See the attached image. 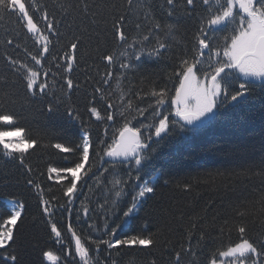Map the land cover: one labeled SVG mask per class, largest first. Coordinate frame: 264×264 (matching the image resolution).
I'll return each mask as SVG.
<instances>
[{"label":"trees","instance_id":"trees-1","mask_svg":"<svg viewBox=\"0 0 264 264\" xmlns=\"http://www.w3.org/2000/svg\"><path fill=\"white\" fill-rule=\"evenodd\" d=\"M36 2L41 9L47 8L50 19L56 18V31L49 33L46 22L41 19L42 12L29 9L51 40L50 55L45 54L42 68L34 65L24 51L27 48L38 55L41 46L23 27L17 14L8 13L0 20V112H12L18 117L14 126L0 125V129L22 127L27 136L38 140V144L25 153L23 164L17 158L18 154L5 156L0 146V211L6 209L7 197H16L26 205L14 246L18 249L20 264H48L42 257V251L48 249L60 255L64 264H82L75 253L74 238L68 231L69 223L86 241L94 264H177V251L181 252L178 264H208L213 253L218 256L220 251L239 242V225L247 227L245 238L264 241V85L261 81L251 86V95L235 111L225 113L221 109V115L207 128L194 132L173 128L163 139L153 135L151 141H145L149 143L145 154L151 158L145 162L140 180L135 179L137 166L134 161L114 163L104 155L105 150L118 140L119 130L125 122L141 128L142 139L154 132L146 127L157 119L150 107L154 105V99L147 95L152 89L167 90L169 103L160 111L168 115L170 121L178 119L173 115L174 105L170 103L179 86L174 73L181 59H192L195 55V36L207 15L199 0L195 10L184 6V0H178L171 17L166 0H133L131 7L126 0H87L102 6V18L108 20L107 25L102 22L93 25L89 18L82 17L77 8L81 0ZM25 3L30 4L31 0H25ZM61 5L72 7L65 12ZM148 8L154 21L151 17L144 18ZM118 13L127 15L128 42L134 36L146 34L152 23L159 21L162 27L158 35L168 44V50H162L159 58L144 56L139 62L133 59L131 62L135 67L122 69L120 64L129 62L122 53H131L133 49L114 36L112 17ZM169 23L177 25L174 38L165 35L168 31L165 25ZM137 24L141 25L139 29ZM230 31L229 27L210 33L216 38L214 44L221 45L223 36ZM74 35L81 36L82 42L72 72L66 73L60 57L67 51ZM8 40L12 43H7ZM155 44L152 38L147 42L148 47ZM109 54L116 58L111 65L103 59ZM9 56L40 71V82L46 79L50 86L46 94L37 92L33 95L26 89L23 73L15 71ZM53 56L57 59L53 60ZM48 69L49 74L45 77L43 72ZM108 72L112 77L105 83ZM198 75L202 76V73ZM68 76L75 85L71 90L66 88ZM118 78L125 91L123 104L116 90ZM237 87L238 84H234L230 92ZM98 88L102 91H96ZM129 99L133 109L121 116ZM50 103L56 109L53 112L48 110ZM108 103L113 105L112 109H108ZM92 107L99 109L105 118L97 120L91 115L89 109ZM137 107L146 110L143 116L135 111ZM72 109L79 113V120L69 114ZM109 112L114 117L111 121L106 119ZM84 129L89 130L93 141L85 170L91 166L92 171L87 176H83L82 171L81 180L76 182L77 190L69 198L64 195L67 181L58 184L49 178L47 169L71 167L78 162L79 152L64 153L54 145L64 143L75 147L80 143ZM27 166L32 169L30 173ZM117 178L126 182L119 198L116 192L121 186L114 185ZM29 179L41 185L44 198L54 206L52 219L61 229L59 243L42 213L39 195L34 186L27 183ZM145 180L155 187V192L138 198L137 209L125 217L124 212L131 207L133 197ZM84 207L88 208L87 216ZM122 221L125 223L116 236L111 237V229ZM189 232L192 233L195 256L186 251ZM136 234H152L157 243L147 247L117 246L111 249L100 244L97 250L86 240L89 236L99 242ZM0 264H3L2 259Z\"/></svg>","mask_w":264,"mask_h":264},{"label":"snow or ice","instance_id":"snow-or-ice-1","mask_svg":"<svg viewBox=\"0 0 264 264\" xmlns=\"http://www.w3.org/2000/svg\"><path fill=\"white\" fill-rule=\"evenodd\" d=\"M129 7L133 5V0H126ZM168 5V16L174 14V10L178 5V0H166ZM199 5L203 6L207 15L203 19L200 28L198 29L195 41V55L192 59L183 58L179 61L177 71L174 73L179 79V86L175 88V95L171 97V105H174L175 116L178 119L169 120L168 115H163L160 111L166 104L169 103L167 96L168 92L165 88L152 89L150 95L154 99L152 124L147 125L149 129H154V132L147 137H141V128L130 126V122H125L123 127L119 130V139L115 140L112 146H109L104 155L114 158V163H122L124 160H132L137 166L136 180H140V172L143 171L145 162L151 157L146 155L145 152L149 149V143L153 135L161 139L164 138L173 128H179L181 131L194 132L199 129L207 128L211 122L221 115V109L225 113L235 111L241 104H243L247 97L251 95L252 88L257 81H261L264 85V0H199ZM184 6H191L193 10L198 6L197 0H184ZM65 12L71 8V5L64 6ZM101 5L90 4L87 0H81V4L77 6L78 12L82 17H87L91 20L93 25L104 23L107 25L108 20L102 18ZM115 7V6H113ZM147 7V6H145ZM30 8L36 12H42L41 19L46 22V28L49 33L56 31L55 23L56 18L53 16L49 18L47 8L41 9V6L36 0H31L30 4H26L25 0H0V20L8 13L17 14V19L23 24V27L28 33L32 35L34 41L41 46V51L38 55L29 52L27 48L24 51L34 62V65L43 67L45 54L50 55V36L45 34L34 19V12H30ZM95 9V10H93ZM154 21L155 17L151 16V9L148 8L144 12V18ZM127 23L126 14H117L112 17V31L115 38L121 42H127L129 49H133L131 53L125 51L122 56L126 57L129 62L120 64L122 69L133 68L136 65L131 61L134 59L136 62L141 61L144 56L156 57L161 56V52L168 50V44L158 35L161 30V23L155 21L148 29L146 34L134 36L129 41L128 33L125 29ZM137 29L141 27L140 24L136 25ZM168 29L165 34L167 37L174 38L177 29L176 24L169 23L165 25ZM231 31L223 36V43L219 46L214 44L215 36L210 33L216 31H224L228 28ZM58 34V33H57ZM150 38L155 39L156 44L148 47L147 42ZM82 42L81 36L74 35L72 40L67 45V51L62 54L60 59L64 61V70L66 73H71L74 64L77 61V50ZM7 43L11 44L12 40ZM207 52V57H206ZM53 60L57 57L53 56ZM108 61L109 65L115 62V57L111 54L103 57ZM11 65L15 71L22 72L23 78L26 81V89L31 91L33 95L37 92L46 94V89H49L48 81L45 79L40 82L41 73L34 66L28 63L8 57ZM59 67L60 65H56ZM206 69H211L207 71ZM50 69L44 70L43 75L48 76ZM198 73H202L198 75ZM112 77V73L105 74V83ZM243 80L244 82H239ZM120 79L116 80V90L120 93V102L123 104L125 91L120 87ZM238 84L235 91L230 92V89ZM75 87L73 79L68 76L66 78V88L71 90ZM102 91V89H96ZM108 109H112L113 105L108 103ZM133 109V102L131 99L121 110V116H124L128 111ZM50 112L55 111V107L50 103L48 104ZM90 114L95 116L97 120L104 119L99 109L92 107L89 109ZM135 111L143 116L145 109L137 107ZM75 119L79 120L80 115L72 109L69 113ZM106 119L111 121L114 119L111 112L106 116ZM18 121V117L8 111L0 112V125L14 126ZM103 143V141H100ZM38 144V140L27 136L25 129L22 127H11L8 130L0 129V146H2L5 156L12 157L18 154L17 158L20 163H24L25 153L33 149ZM56 149L64 153L79 152L78 162H74L71 167H49L47 173L50 179H55L58 184H63L64 195L71 198L77 190V181L81 180V173L87 176L92 171L89 166L85 170L86 164L90 159V154L93 150V141L90 132L84 129L81 135V141L75 147H68L64 143H56ZM154 151V150H153ZM27 171H32L30 166H27ZM108 171V169H105ZM53 174H55L53 176ZM29 185L34 186V190L39 195V203L41 205L42 213L47 219L50 226V231L54 235L56 242L61 240V229L57 223L53 221L54 206L51 201L44 198V189L39 183H34L33 180L27 181ZM126 182L121 179H115L114 185H120L121 188L116 192V197L119 198L123 185ZM190 187V185H185ZM155 187L145 180L136 196L133 197L131 207L124 212V216L128 217L136 209L139 203L138 198H143L147 194L154 193ZM71 203V199L69 200ZM6 209L0 211V259L3 264H20L18 259V249L14 248L16 245L17 235L20 231V224L23 223L26 205L16 197L6 198ZM84 215L87 216L88 208H83ZM243 215V213H239ZM121 224H117L110 231V236L115 237ZM195 224H193V228ZM108 225L105 224V229ZM68 231L71 232L75 241V253L79 257L82 264H94L90 256L89 246L85 240H82L79 235L72 229L71 224H68ZM237 231L241 236L239 242L227 247L226 250L220 251L218 256L213 253L208 261V264H225L220 257L229 258V264H264V241L256 242L250 238H245L247 227L239 225ZM202 238V236H201ZM192 233H188L189 244L186 251L190 252L193 256L196 255L191 245ZM87 241H91L96 249H99L100 244L106 245L109 249L117 246H153L157 243L152 234H136L126 236L123 239L115 238L109 240H101L99 242L92 240V237H87ZM11 250V251H10ZM43 260L48 264H64L61 256L52 249L42 251ZM177 264L181 257V252L175 253Z\"/></svg>","mask_w":264,"mask_h":264},{"label":"rangeland","instance_id":"rangeland-1","mask_svg":"<svg viewBox=\"0 0 264 264\" xmlns=\"http://www.w3.org/2000/svg\"><path fill=\"white\" fill-rule=\"evenodd\" d=\"M220 259H223L225 261V264H229V258L220 257Z\"/></svg>","mask_w":264,"mask_h":264},{"label":"water","instance_id":"water-1","mask_svg":"<svg viewBox=\"0 0 264 264\" xmlns=\"http://www.w3.org/2000/svg\"><path fill=\"white\" fill-rule=\"evenodd\" d=\"M118 139H119V137H118ZM107 160H110V161H114V158H112V157H107L106 158ZM120 160H122V159H124V158H119Z\"/></svg>","mask_w":264,"mask_h":264}]
</instances>
